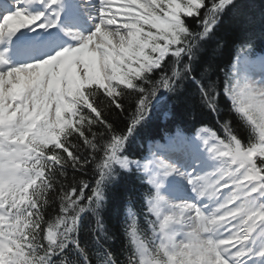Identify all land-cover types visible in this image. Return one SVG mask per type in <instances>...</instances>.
I'll use <instances>...</instances> for the list:
<instances>
[{
	"label": "snow or ice",
	"instance_id": "1",
	"mask_svg": "<svg viewBox=\"0 0 264 264\" xmlns=\"http://www.w3.org/2000/svg\"><path fill=\"white\" fill-rule=\"evenodd\" d=\"M239 7L0 0V264H264V52L220 62ZM171 100L190 127L135 152Z\"/></svg>",
	"mask_w": 264,
	"mask_h": 264
},
{
	"label": "trees",
	"instance_id": "2",
	"mask_svg": "<svg viewBox=\"0 0 264 264\" xmlns=\"http://www.w3.org/2000/svg\"><path fill=\"white\" fill-rule=\"evenodd\" d=\"M240 7L230 13L219 29V36L224 40L225 47L220 62L224 65L236 55L238 42L245 38H252L257 54L264 52V0H239ZM176 112V119L163 118V112ZM191 121L185 116L184 106L176 100L165 103L153 113L150 126L141 134V138L133 146L135 152H141L149 138L159 140L162 133L172 132L177 127H190ZM91 176L89 175V179ZM139 184L131 178L122 180L112 191V210L109 214L114 229L117 228V213L127 203L128 193L137 194L139 207Z\"/></svg>",
	"mask_w": 264,
	"mask_h": 264
},
{
	"label": "rangeland",
	"instance_id": "3",
	"mask_svg": "<svg viewBox=\"0 0 264 264\" xmlns=\"http://www.w3.org/2000/svg\"><path fill=\"white\" fill-rule=\"evenodd\" d=\"M258 70H259L258 68L255 69V73H256V77H255V78H256V79H257V77H258V72H257ZM257 80H258V79H257Z\"/></svg>",
	"mask_w": 264,
	"mask_h": 264
},
{
	"label": "bare ground",
	"instance_id": "4",
	"mask_svg": "<svg viewBox=\"0 0 264 264\" xmlns=\"http://www.w3.org/2000/svg\"><path fill=\"white\" fill-rule=\"evenodd\" d=\"M257 72H258V77H257V79H260V74H259V70H258Z\"/></svg>",
	"mask_w": 264,
	"mask_h": 264
}]
</instances>
